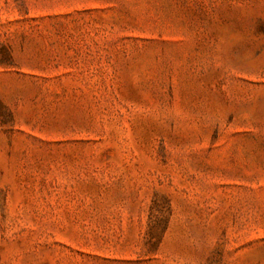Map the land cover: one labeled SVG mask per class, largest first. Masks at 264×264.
Instances as JSON below:
<instances>
[{
  "label": "rangeland",
  "instance_id": "1",
  "mask_svg": "<svg viewBox=\"0 0 264 264\" xmlns=\"http://www.w3.org/2000/svg\"><path fill=\"white\" fill-rule=\"evenodd\" d=\"M0 264H264V0H0Z\"/></svg>",
  "mask_w": 264,
  "mask_h": 264
}]
</instances>
